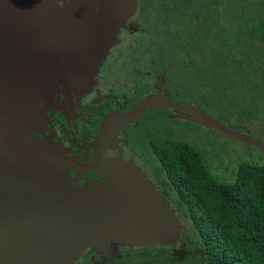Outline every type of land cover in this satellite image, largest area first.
<instances>
[{
    "label": "water",
    "instance_id": "obj_1",
    "mask_svg": "<svg viewBox=\"0 0 264 264\" xmlns=\"http://www.w3.org/2000/svg\"><path fill=\"white\" fill-rule=\"evenodd\" d=\"M137 0H0V264H77L85 253L171 247L189 232L146 174L120 159L72 185L61 155L28 140L62 84L89 86ZM190 122L264 155L244 127L189 108ZM144 108L124 117L139 119ZM240 130V131H239Z\"/></svg>",
    "mask_w": 264,
    "mask_h": 264
},
{
    "label": "trees",
    "instance_id": "obj_2",
    "mask_svg": "<svg viewBox=\"0 0 264 264\" xmlns=\"http://www.w3.org/2000/svg\"><path fill=\"white\" fill-rule=\"evenodd\" d=\"M138 8L152 42L206 82L209 105L223 112L224 100H243L241 114L264 128V0H138ZM156 150L162 183L194 233L181 249L196 264H264V165L241 159L219 181L188 142Z\"/></svg>",
    "mask_w": 264,
    "mask_h": 264
},
{
    "label": "flooded vegetation",
    "instance_id": "obj_3",
    "mask_svg": "<svg viewBox=\"0 0 264 264\" xmlns=\"http://www.w3.org/2000/svg\"><path fill=\"white\" fill-rule=\"evenodd\" d=\"M138 10L137 5L119 31V42L111 47L89 86L82 89L72 80L60 85L46 117L29 133L28 140L40 141L63 157L59 168L72 185L104 179L108 165L119 159L133 163L155 185L172 212L184 220L182 207L162 183L156 148L167 140L206 146L208 136L204 134L217 132L190 122L189 108L195 107L217 121L221 114L216 104L209 105L207 84L197 72L183 70L172 54L152 42L155 37L146 29ZM202 95L206 99L202 100ZM143 108L139 119L124 120ZM207 108L211 113L205 111ZM191 138L194 140L189 142ZM212 150L217 149L202 151L203 160L217 178H222L223 172L213 167L215 163L221 164L226 175L232 169L220 160L222 154L212 155ZM221 152L227 158L231 155ZM184 240L170 247L175 260L182 257L180 253L185 255L181 249ZM128 251L119 248L115 256L87 252L78 264H121L118 261H125Z\"/></svg>",
    "mask_w": 264,
    "mask_h": 264
},
{
    "label": "rangeland",
    "instance_id": "obj_4",
    "mask_svg": "<svg viewBox=\"0 0 264 264\" xmlns=\"http://www.w3.org/2000/svg\"><path fill=\"white\" fill-rule=\"evenodd\" d=\"M182 68L183 70L185 69L191 70L190 73H192V70L195 69L191 66L190 63L188 67H185V68L182 67ZM201 99L202 100L206 99V97L202 95ZM207 100H208V95H207ZM239 102H240L241 107H238V106L234 107L232 101L224 100L223 104L222 103L220 104L223 108V112L220 109H218V113L221 114V116L218 119L219 122L225 127H229V128L235 127V126L244 127L246 130L250 132V134H252L253 137L264 142V135H262L263 134L262 131H264V128L258 125L257 120L255 119L254 115L247 116L245 114L243 115L241 114L242 112L244 113L246 103L243 100H239ZM205 111H208V108ZM149 123L150 122L148 120L147 125ZM176 128L180 129L177 126ZM194 129H195V132L197 133L200 132L199 128H194ZM204 135L208 136L207 145L205 146V145L199 144V147H198L199 150L205 152L206 150L217 149V150H212L214 151L212 155L218 156L219 154H222V157L220 160L227 163V167H229L230 169L234 168L236 166V163L241 159L246 160L253 164L264 165V155L258 152L255 148L244 145V144H240L220 134L213 133L212 131H208V134L206 133ZM193 140L194 139L192 138L188 139L189 142ZM221 151H228L231 153V155L228 156L227 158L225 153ZM213 167H216V171L219 169L221 172H223L224 176L222 178H218L219 181H222V179L224 180L230 179L231 171L227 173L226 175L221 164L215 163ZM186 224L191 229L190 224L187 219H186ZM189 235L191 237L194 236L193 231L190 230L187 236ZM127 249L130 251H128V256L126 257L125 261L123 262L121 260L118 261L121 264H182V263L183 264H196L198 260V257L195 253L188 254L187 252L185 253V255L183 253H180L182 254V257L179 258L178 260H172L168 258L167 256V254H172L174 251L170 247H166V249L161 248V247H149V248H138V249L127 248ZM164 252H166L167 254L166 253L164 254ZM82 260L83 259H81V261L79 262L81 263Z\"/></svg>",
    "mask_w": 264,
    "mask_h": 264
},
{
    "label": "bare ground",
    "instance_id": "obj_5",
    "mask_svg": "<svg viewBox=\"0 0 264 264\" xmlns=\"http://www.w3.org/2000/svg\"><path fill=\"white\" fill-rule=\"evenodd\" d=\"M63 87V86H62ZM60 91V90H59ZM63 92V91H62ZM56 101V100H55ZM46 117V116H45ZM71 175V174H70Z\"/></svg>",
    "mask_w": 264,
    "mask_h": 264
}]
</instances>
